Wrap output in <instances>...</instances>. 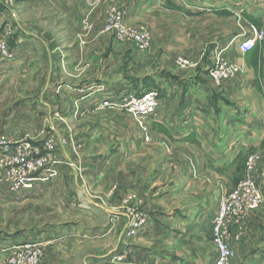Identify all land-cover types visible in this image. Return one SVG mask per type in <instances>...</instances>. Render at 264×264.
<instances>
[{
  "label": "crops",
  "instance_id": "1",
  "mask_svg": "<svg viewBox=\"0 0 264 264\" xmlns=\"http://www.w3.org/2000/svg\"><path fill=\"white\" fill-rule=\"evenodd\" d=\"M92 1L20 0L27 6L25 19H19L18 27L15 20L8 23L10 28L12 22L15 25L11 34L5 32L7 24L0 31V43L15 52L14 60L5 59L0 82L8 73L28 71L35 60L42 59L39 67L48 79L49 88L62 87L67 95L59 100L63 120L60 132L65 136L62 168L79 163L85 168L90 163L88 170L105 160L106 152L101 149L104 142L99 136L106 138L108 127L113 129V125L101 122L106 119V111L99 107L109 105L108 100L116 92L124 95V92L157 91L161 107L151 119L152 142L141 148L148 151L147 158L152 157L150 162L154 165L142 158L140 177L132 178L131 161L123 160V172L127 175L111 178L110 182L116 186L108 192L116 210L113 224L96 227L95 232L101 228L133 231L125 238L124 264L160 261L215 264L218 252L212 231L220 198L242 178L250 154L256 153L259 167L264 168V40L248 52L241 51L239 44L215 48L204 62L210 42L198 57L182 52L176 43L197 37L216 40L236 37L241 41L254 37L257 31H264V0H123V5L139 4L141 28L152 43V51L146 55L114 44L100 51L94 45L68 43L69 24ZM9 7L2 6L1 19L9 15ZM222 19L227 24L231 21L230 30H221L218 21ZM197 24L201 27L198 31ZM26 26L27 36L17 34ZM234 28L240 29L235 36ZM216 53L232 58L239 68L238 74L221 87L215 86L208 74L212 63L207 59H214ZM175 56L193 58L197 64L192 69L180 67ZM44 58L48 59L50 69ZM33 77L39 79L37 74ZM119 114L125 120L132 118L124 112ZM126 129L133 130L131 124L124 123L122 127L128 140ZM106 161L113 162L112 170L117 172L120 168L118 160L110 157ZM79 179L91 181L76 178L75 183ZM57 181L63 183L59 198L68 206L74 203L70 178H37L34 187L25 193V201L47 197ZM185 183L194 184L195 198L189 199L194 204L191 207H182L183 199L175 196ZM168 188L173 203L177 204L166 208L163 199L165 194L169 195ZM121 199L125 203L123 211H119ZM230 229L232 236L239 237L230 240L229 264H264V204ZM183 243H188L186 252Z\"/></svg>",
  "mask_w": 264,
  "mask_h": 264
},
{
  "label": "rangeland",
  "instance_id": "2",
  "mask_svg": "<svg viewBox=\"0 0 264 264\" xmlns=\"http://www.w3.org/2000/svg\"><path fill=\"white\" fill-rule=\"evenodd\" d=\"M13 1L10 0V3H7L6 0L2 1L3 3L0 2V10L2 6H11L9 9L6 8L9 10V15L6 14L2 19L0 18V31L3 25L7 24L5 32L8 34H11L15 27L13 22L11 23L12 28L8 23L15 20L16 27H18L20 26L19 19H25L24 17L27 15L26 3H22L20 0H16L14 3ZM122 3H124L123 0H93L89 7L81 8L79 14H75L74 22L69 24L70 31L67 42L81 43L89 47L94 45L100 51H103V47H108V44H114L117 48L128 47L129 52L133 53L134 51L135 54L151 53L152 43L149 50L142 51L134 42H124L118 38V28L115 27V24H117L119 12L123 19L121 23L125 29L139 30L142 24L138 2L136 4L130 2L125 5ZM3 19L6 21L4 22ZM230 22L227 24L222 19L218 21V24L221 30L222 28L230 30L232 25ZM195 28L198 31L201 27L197 24ZM234 30L232 33L235 36L237 30L240 31V29L234 28ZM27 32L26 26L21 28L17 34L27 36ZM91 33L93 34L91 35ZM257 33L264 34V31H257ZM263 40L264 35L258 42ZM208 42H210L207 47L208 51L202 62L213 49H225L227 46L236 47L241 42V38L216 40L197 37L190 40H179L176 44L179 45L182 52L198 57L204 52V46ZM217 55L214 59H207V62L213 64ZM221 56L226 57L231 63L238 64L228 56ZM179 57L175 56L176 62ZM189 59L193 65L187 69H192L197 61L192 60L193 58ZM44 60L49 64L48 68L50 69L48 59L44 58ZM41 63L42 59L35 60L28 71L15 72L14 74L10 72L0 82V160L4 156H11L17 152L18 148L23 150L24 147L29 148L27 155L30 160H36L41 156L48 157L46 164L38 168L23 163L0 162V264H124L125 238L130 237L133 231L130 230L126 233V231H109L101 228L96 233L95 229L113 224V213L116 210L113 209L115 204L108 192L116 186L110 182L111 178H124L127 175V172H123L124 159L131 161L130 175L132 178L140 177L141 159H146L149 156L148 151L141 148L152 142V118L144 119L138 113L125 107L124 98L130 93L125 94L124 92V95L123 92L114 93L108 100L109 105L99 107V110L106 111L104 115L106 119H101V122L113 125L112 130L111 126L108 127L106 138L104 135L99 136L103 138L102 142L104 143L101 149L106 152L105 160L97 166L93 165L92 170H88L91 167L90 163L85 168H81L80 163L62 168L64 164L61 160V149L65 144V136L60 132L63 120L60 118L62 104L59 100L67 98V95L62 87L49 88L48 79L43 76V71L39 67ZM34 74L39 75V79L33 77ZM88 93L89 96H92L91 91ZM99 93L102 96L100 91ZM143 93L144 91H137L131 94L141 96ZM84 94L87 93L84 92ZM105 100L106 98L100 100L99 104ZM122 112L131 115L132 118L123 119L124 116L119 114ZM124 123L131 124L133 129L125 130L128 140L125 139L122 131ZM110 157L118 160L116 164H119L120 168L116 169L117 172L112 170L113 162L107 163L106 161ZM151 159L153 158H147L149 163L154 165L153 162H150ZM258 160L259 156L256 153L247 157L242 178H239L235 188L245 178L247 170H250L264 197V168L259 167ZM37 178H70L73 185L74 203H69L68 206L64 199L59 198L58 194L63 186V183L59 182L60 180L52 185L53 189L47 197L25 201V193L34 187V181ZM76 178H91V181L84 182L79 179L80 182L75 183ZM28 184L31 186L27 187ZM181 185L183 187L175 196L183 199L182 207L194 206L189 201L190 198H195V194L192 192L194 184ZM228 185L230 186V182ZM187 186L188 189H185ZM166 192L169 195L165 194L164 196V206L166 208L175 206L177 203H173L171 199L170 188ZM16 200H20V203H16ZM120 204L119 211H123L125 203L122 199ZM263 204L264 199L260 207ZM92 228L93 231H91ZM212 232L213 245L216 249L214 231ZM125 234H127L126 237ZM232 238H236V235L232 236L231 234ZM181 246L186 252L188 243H183ZM30 257L34 258L33 262H30ZM126 261L130 260L126 259ZM153 264L170 263L160 261Z\"/></svg>",
  "mask_w": 264,
  "mask_h": 264
},
{
  "label": "built area",
  "instance_id": "3",
  "mask_svg": "<svg viewBox=\"0 0 264 264\" xmlns=\"http://www.w3.org/2000/svg\"><path fill=\"white\" fill-rule=\"evenodd\" d=\"M121 22H123V19L119 12L115 27L118 28V38L121 41L134 42L142 51L150 49L151 38L143 28L139 30L132 28L125 29ZM263 35V33L256 32L254 37L243 39L239 43L240 50L243 52L252 50ZM14 58V50H9L5 44L0 43V69L5 67V59L14 60ZM177 62L180 66L185 68L193 65L192 61L186 56H180ZM238 71L239 68L236 64L231 63L226 57L220 54L217 55L216 60H214L213 64L208 68L209 77L217 86H221L224 81L233 78ZM124 103L125 107H128V110L138 113L144 119L154 118L161 107L158 92L155 90H147L141 96L130 94L124 98ZM18 149L17 152L11 154V156L7 155L1 158L0 162L4 163L5 161H9L13 164L23 163L38 168L45 165L48 160L47 156L38 157L36 160H30L27 155L28 147H24L23 150L20 148ZM30 186L31 184H28L27 187ZM263 199L262 190L250 170H247V175L236 188L220 198L218 211L213 219V231L218 252L216 264H229V258L232 255V250L230 248V227L235 223H240L242 218L259 208ZM237 237H239V235H236V238ZM29 260L33 262L34 258L30 257Z\"/></svg>",
  "mask_w": 264,
  "mask_h": 264
}]
</instances>
